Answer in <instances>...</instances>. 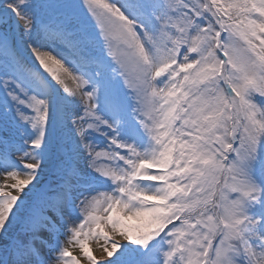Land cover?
<instances>
[{
	"label": "snow or ice",
	"instance_id": "6c2138e0",
	"mask_svg": "<svg viewBox=\"0 0 264 264\" xmlns=\"http://www.w3.org/2000/svg\"><path fill=\"white\" fill-rule=\"evenodd\" d=\"M0 264H264V0H0Z\"/></svg>",
	"mask_w": 264,
	"mask_h": 264
},
{
	"label": "bare ground",
	"instance_id": "6f19581e",
	"mask_svg": "<svg viewBox=\"0 0 264 264\" xmlns=\"http://www.w3.org/2000/svg\"><path fill=\"white\" fill-rule=\"evenodd\" d=\"M92 249L94 250L93 252H94V254L96 255V256H100L101 255V251H100V249H99V247H92ZM97 253H99V254H97Z\"/></svg>",
	"mask_w": 264,
	"mask_h": 264
},
{
	"label": "rangeland",
	"instance_id": "374dc122",
	"mask_svg": "<svg viewBox=\"0 0 264 264\" xmlns=\"http://www.w3.org/2000/svg\"><path fill=\"white\" fill-rule=\"evenodd\" d=\"M95 246L98 247V244L96 242L93 241V242L90 243V247H95ZM97 254H99V253H97ZM97 258H98V260H102L101 255L100 256H97Z\"/></svg>",
	"mask_w": 264,
	"mask_h": 264
}]
</instances>
